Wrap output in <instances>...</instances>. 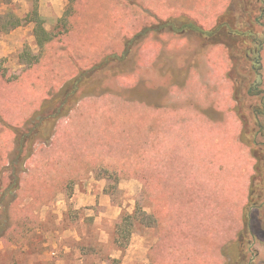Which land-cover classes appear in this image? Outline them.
<instances>
[{
    "label": "rangeland",
    "instance_id": "374dc122",
    "mask_svg": "<svg viewBox=\"0 0 264 264\" xmlns=\"http://www.w3.org/2000/svg\"><path fill=\"white\" fill-rule=\"evenodd\" d=\"M230 2L0 0V211L12 227L0 238V264H228L241 257L236 242L254 164L232 114L230 84L220 83L229 51L218 45L205 54L213 87H184L187 50L161 24L187 16L209 29ZM36 23L52 36L43 46ZM140 36L149 44L128 63L132 72L108 79L104 94L81 97L51 139L28 150L20 134L48 95L91 63L136 51ZM139 58L145 69L136 72ZM252 99L242 104L250 125ZM255 214L243 264H264Z\"/></svg>",
    "mask_w": 264,
    "mask_h": 264
},
{
    "label": "trees",
    "instance_id": "16d2710c",
    "mask_svg": "<svg viewBox=\"0 0 264 264\" xmlns=\"http://www.w3.org/2000/svg\"><path fill=\"white\" fill-rule=\"evenodd\" d=\"M20 22V19H17L13 25H19ZM161 24L164 25L163 28L169 29L171 27L168 24L171 26L174 24L178 31L184 30V34L197 35L206 44H225L229 47L232 59L244 66L248 61L246 58L248 56L253 61L255 68H260L259 55L256 50L264 38V0L255 2L251 0H240L239 2L232 0L217 17L215 24L210 29L203 28L187 16L167 19L162 21ZM181 27H184V29ZM35 31L38 45L43 46L52 40V36L41 24L36 23ZM141 39V36L137 37L136 48L139 47ZM136 51L130 49V52H127L125 49L123 55L115 51L111 54L112 58L110 60L109 57H106L91 63L87 68L81 69L78 75L66 81L55 93H50L39 111L25 125L28 131L20 134L24 138L28 136V143H25L27 149L32 148L34 141L41 140L45 142L51 139L57 121L66 117L81 97L104 94L107 90L105 83L108 79H115L129 74L128 63L133 61L135 54L137 56ZM17 138L20 140L19 137ZM244 138L249 144V138L245 135V132L243 140ZM253 148L263 151L264 145L256 144ZM18 153L15 156L17 160L20 157ZM22 163L23 161L19 163V167ZM14 185L17 189V183ZM263 206L264 164L257 163L251 178L248 201L243 216L244 226L239 232V239L236 242L239 245L241 257L239 256V259L234 257L235 260L233 259L228 264H243L241 260H245L246 257L244 244L249 235L248 229L250 228L252 212H259ZM11 229L7 214L0 211V238L7 231L9 236Z\"/></svg>",
    "mask_w": 264,
    "mask_h": 264
},
{
    "label": "flooded vegetation",
    "instance_id": "af4514ba",
    "mask_svg": "<svg viewBox=\"0 0 264 264\" xmlns=\"http://www.w3.org/2000/svg\"><path fill=\"white\" fill-rule=\"evenodd\" d=\"M165 30L171 31L169 36L170 38L176 41H182L183 43L185 41L189 45V47L192 46L198 48L194 50H189L184 55V63L188 64L187 67H183L182 76H184V79L188 71V68L191 65V62L195 61L196 63H203L204 61L203 57H205V54L209 52L208 50L211 48V46L225 45L222 43L206 44L197 35L184 34V30L178 31L176 28L174 31H172V28L170 29L165 28ZM142 40L140 41V44L142 43ZM168 43L170 45L171 40L170 42L168 41ZM140 44L139 47L137 48V56H139ZM225 46L227 47L228 51H230L229 47L227 45ZM186 50L187 48L184 49V52ZM263 50H264V38L262 39L261 44L258 46V49L256 50L258 51V55H259V65H260L259 69L255 68L253 61L248 56H246L248 61L243 66L242 63H239L235 59H232L229 52V57H230L229 66L226 67L225 76L223 75V77L226 78L230 84V97L231 100L236 105L237 111L235 112V114L237 115L240 121L242 132L243 133L245 132V135L249 134V144L248 142H246L245 138L243 140L242 137L241 140L245 142V145L249 147L250 152L254 156V160H255L254 169L256 168L257 163L264 164V156H263L264 150L258 151L253 148L254 145L256 144L264 145V119L262 118L264 115V66L262 61ZM190 58L191 61H188V59ZM130 72L132 71L129 70V73ZM185 84L186 83H184V87ZM216 91L218 90L216 89ZM244 99H252L254 101L253 103L249 104L251 108L250 110L252 112L251 121L253 122V125H250L251 122L249 118L242 111L243 110L242 104Z\"/></svg>",
    "mask_w": 264,
    "mask_h": 264
},
{
    "label": "crops",
    "instance_id": "0c3cea01",
    "mask_svg": "<svg viewBox=\"0 0 264 264\" xmlns=\"http://www.w3.org/2000/svg\"><path fill=\"white\" fill-rule=\"evenodd\" d=\"M228 6V5H227ZM226 6V7H227ZM220 15V14H219ZM218 15V16H219ZM217 16V17H218ZM217 19V18H216ZM216 22V21H215ZM145 42L146 41H144V40H142V43L140 44V50L141 49H144L146 46H147V44H149V42L146 44V46H145ZM183 43V42H182ZM150 44H155V42L153 43V42H151ZM171 45H177V43H174V44H170L169 46H171ZM185 48H187V52L189 51V50H194V49H198V48H195V47H192V46H190L189 47V45L184 41V49ZM154 49H155V46H154ZM262 61H263V66H264V50H263V52H262ZM203 63H196L195 61H193V62H191V65L189 66V68H188V71H187V73H186V75H185V79H184V83H201V82H204V83H208V85H209V87L211 86V87H213L214 86V82H215V80H214V74H212V72H210L209 70H210V62L211 61H209V60H205V57H203ZM188 61H191V58L190 59H188ZM142 61L139 59V63L137 64V66H136V69H138V67L140 68L141 66H142V68H144V63H141ZM140 64V65H139ZM170 64V63H169ZM171 66V65H170ZM188 66V64L187 63H184V67H187ZM172 69H173V66L171 67ZM145 69V68H144ZM140 70V69H139ZM209 71V72H208ZM136 72H137V70H136ZM138 74H139V71H138ZM138 79H139V77H138ZM221 82H225V83H227L228 81H227V79L226 78H224L223 77V74H222V76L220 77V83ZM217 90L219 91V95H220V92H221V88H217ZM218 91H216V92H218ZM209 94V93H208ZM231 114V113H230ZM233 115H235L236 116V119H235V121H237L238 123H240V121H239V119H238V117H237V115L233 112L232 113ZM213 123H215V122H213ZM241 127V126H240ZM243 147H245V149L248 151V153H247V155H248V157H250V160L253 162V164L255 163V160H254V156H253V154L250 152V149H249V147L248 146H246L245 144H244V146ZM263 210L264 209H261L258 213H259V215H256V216H254V221L256 222V224L258 225V227L262 230V232H264V212H263ZM253 218V217H252ZM251 221H252V219H251ZM251 221H250V223H251ZM264 234V233H263Z\"/></svg>",
    "mask_w": 264,
    "mask_h": 264
}]
</instances>
